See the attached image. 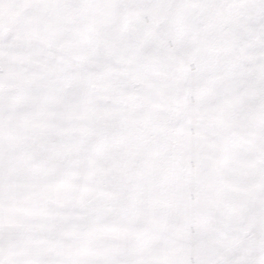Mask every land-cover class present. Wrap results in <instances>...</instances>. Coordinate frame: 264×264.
<instances>
[{
  "label": "snow or ice",
  "instance_id": "6c2138e0",
  "mask_svg": "<svg viewBox=\"0 0 264 264\" xmlns=\"http://www.w3.org/2000/svg\"><path fill=\"white\" fill-rule=\"evenodd\" d=\"M0 264H264V0H0Z\"/></svg>",
  "mask_w": 264,
  "mask_h": 264
}]
</instances>
